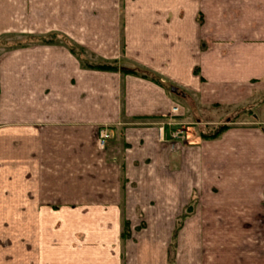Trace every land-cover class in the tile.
Segmentation results:
<instances>
[{
	"label": "crops",
	"instance_id": "0c3cea01",
	"mask_svg": "<svg viewBox=\"0 0 264 264\" xmlns=\"http://www.w3.org/2000/svg\"><path fill=\"white\" fill-rule=\"evenodd\" d=\"M62 1L0 0V264H264V0L89 25L54 23ZM148 206L174 230L133 227Z\"/></svg>",
	"mask_w": 264,
	"mask_h": 264
},
{
	"label": "rangeland",
	"instance_id": "374dc122",
	"mask_svg": "<svg viewBox=\"0 0 264 264\" xmlns=\"http://www.w3.org/2000/svg\"><path fill=\"white\" fill-rule=\"evenodd\" d=\"M65 1V4L62 3H56V7L54 9V11L56 12L54 15V23H58V22H67V23H72V24H95L97 21L98 22H116V23H120L123 24V15L122 12L124 10L125 7H132V8H136V9H151V8H155V7H170V8H175V7H183V8H188V7H193L194 3L196 0H70V6H68V0H63ZM62 1V2H63ZM103 10V11H101ZM116 10V12H115ZM117 10L119 11V13L117 12ZM114 11V14H112ZM103 12V15H101V13ZM61 13V14H60ZM140 13L143 14L142 11H140ZM142 16L144 15H139L140 18H142ZM116 18V19H115ZM103 19V20H101ZM46 21V20H44ZM121 28V27H120ZM85 31V30H84ZM85 34V32L83 33ZM76 49V48H75ZM107 49V48H106ZM104 49V50H106ZM76 50H79L78 48ZM81 51V50H80ZM107 51V50H106ZM110 54V52L108 53ZM87 55L90 58H94L95 60H98L100 57H98L97 53H87ZM98 57V58H96ZM88 60V58H86ZM90 60V59H89ZM88 60V61H89ZM136 75H140L141 77H144V75H142V73H145L141 70L136 71L135 72ZM172 98H174V95H171ZM177 107V106H172V108ZM172 111V110H171ZM231 118H235L234 114H231ZM170 122V121H169ZM180 125H176L174 122L170 123L168 125V128L166 130V136H167V140H182V139H186V134L184 132H182V130H180ZM106 130L107 134H108V138L105 141V145L107 143V141L111 138V128L107 127V126H102L98 129L97 131V135H96V144L98 145V136H99V131L100 130ZM113 134V132H112ZM185 141V140H184ZM118 164L120 169L122 168L121 166V159L118 157ZM147 167L151 166L153 171H158V166H159V160H153V162H148L146 163ZM138 169V168H137ZM137 172V174H133L131 177V181L135 184H137L139 187H141L144 184H151L154 182L159 183V175L154 176L153 174H147V175H141V173ZM123 177V171L121 170V179ZM155 178V179H153ZM134 194H136L137 198L138 195L140 193L139 190L137 191H133ZM145 206H147V202L145 203ZM155 208L159 209L160 207L158 205L154 206ZM142 209H140L139 207L135 210V209H131V215H132V220L133 222L132 225L133 227H136V229H138L139 231H159V230H170L171 226L174 230V226L175 224H171L170 222V217H167L164 223H159L156 222V220L154 221L153 217H149L150 214H146L145 211H148L151 209V207H141ZM164 221V220H163ZM162 227V228H161ZM174 236V233H173ZM140 238H144L142 235L140 236ZM157 240L160 242L162 241V239L160 237H157ZM142 241H152L150 239H142ZM259 241V240H258ZM165 242V241H164ZM5 244V242L3 243ZM167 244H168V248H169V257L170 259H173L174 254H175V244H176V240L174 237L168 238L167 240ZM196 245L198 246V243H196ZM146 249H149V247H147ZM10 255V254H9ZM254 255V254H253ZM252 254H249L247 257V262H251V260L254 258ZM189 256V255H188ZM188 256H186V258H188ZM259 257V256H258ZM251 258V260L249 259ZM264 258V255H263ZM237 261H239L237 259ZM240 262V261H239ZM186 263V262H184ZM173 264V263H172ZM239 264H242L241 262ZM244 264V262H243Z\"/></svg>",
	"mask_w": 264,
	"mask_h": 264
},
{
	"label": "trees",
	"instance_id": "16d2710c",
	"mask_svg": "<svg viewBox=\"0 0 264 264\" xmlns=\"http://www.w3.org/2000/svg\"><path fill=\"white\" fill-rule=\"evenodd\" d=\"M88 67L94 68V69H102V70H116L117 67L114 64H108V63H98V64H88ZM127 71V70H125ZM228 126L226 125H219L216 129L213 131L206 133L204 136L210 139L217 138ZM128 235V222H124V230L121 234L123 238L127 237Z\"/></svg>",
	"mask_w": 264,
	"mask_h": 264
},
{
	"label": "built area",
	"instance_id": "2783aa9c",
	"mask_svg": "<svg viewBox=\"0 0 264 264\" xmlns=\"http://www.w3.org/2000/svg\"><path fill=\"white\" fill-rule=\"evenodd\" d=\"M172 111L173 112L177 111V107L172 108ZM108 137L109 136H108L106 130L102 129V130L99 131V136H98V145H99V147H103L105 145L104 143H105V141L107 140Z\"/></svg>",
	"mask_w": 264,
	"mask_h": 264
}]
</instances>
